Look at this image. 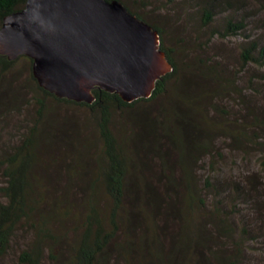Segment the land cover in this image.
Wrapping results in <instances>:
<instances>
[{
    "label": "trees",
    "instance_id": "16d2710c",
    "mask_svg": "<svg viewBox=\"0 0 264 264\" xmlns=\"http://www.w3.org/2000/svg\"><path fill=\"white\" fill-rule=\"evenodd\" d=\"M25 1L0 0V27L4 17L22 9ZM216 2H204L201 9L204 26L215 22L218 14L215 7L220 6H215ZM136 16L160 33L150 21ZM245 28V19L228 17L212 36H238ZM159 35L160 49L165 52L171 69L155 81L148 97L131 102L100 88L92 90L94 100L91 103L58 98L38 84L29 56L9 59L0 53L2 74L10 72L21 59L27 61L37 93L33 99L38 114L35 123L20 136L16 145L0 150L4 180L0 188V259L8 253L17 232L29 230L33 234L32 240L17 255V264H46V260L55 264L64 249L68 253L67 264H264V228L254 232L253 223L235 211L240 202L246 200L243 196L246 198L247 193L244 195L237 183L229 186L218 178L213 179L210 174L203 175L197 171L206 160L209 166L220 161L221 153L212 140L213 135L209 134H223L225 128L215 121L207 123L205 127L208 130L192 132L193 128H199L192 110L199 103L197 108L200 111L203 102L214 100L224 91L221 82L225 81L226 87H230L234 81L225 78L226 68L221 61L200 59L203 69L196 75L193 68L194 76L199 81H208V87L211 84L215 87L196 89L198 82L192 79L188 89V79L171 56L174 52L165 50L161 33ZM239 57L243 66H264V46L254 40L248 41ZM173 80L177 82L172 90L177 98L175 105L159 117L163 118L161 129L165 142H160L158 137L155 143L151 141L144 148L157 156V166H153L147 162L146 153L141 155L142 151L137 147L144 138H136V116L132 125L128 123L120 130L115 128L114 117L164 95ZM232 89H236V85ZM208 90L216 96L210 95ZM45 98L89 109L101 142L94 168L93 158L86 160L92 165L89 162L85 165V160L80 164L72 157L65 167L62 166L68 171L63 174L71 180L62 186L61 192L56 187H48L46 184L49 182L44 175L54 165L65 161L63 155L56 161L50 156L55 147L62 148L60 138L66 132L59 124H51ZM45 123L56 131L47 138H43L45 133L40 130ZM253 123L241 122L234 132L227 135L234 138L238 148L248 146L252 149L256 146L264 155V140L252 133L254 127L259 128ZM149 136L154 138L156 135L149 130L145 138ZM78 166L82 168L77 169ZM158 168L169 171V177L175 171L179 172L182 184L179 191L174 189V183H166L162 191L150 183L149 172ZM82 175L87 179L84 186L79 185L80 192L77 190L78 177ZM258 187H262L261 184ZM229 190L237 196L227 203ZM258 194L254 195L255 207L257 200H261L262 191ZM254 199L250 201L254 202ZM256 244L261 246L256 247ZM251 252L257 256L256 259H251Z\"/></svg>",
    "mask_w": 264,
    "mask_h": 264
},
{
    "label": "rangeland",
    "instance_id": "374dc122",
    "mask_svg": "<svg viewBox=\"0 0 264 264\" xmlns=\"http://www.w3.org/2000/svg\"><path fill=\"white\" fill-rule=\"evenodd\" d=\"M205 1L209 0H121L122 4L135 16L138 15L150 21L153 26L155 25L159 29L163 47L165 50L174 52L171 55L172 58L179 64L182 73L188 79V89L191 88L192 79L193 81L197 80L194 73L199 75L203 69L199 63L200 59L203 61L210 59L213 62L221 61L226 68L224 69L225 78L227 77L228 81H234L236 89H232L234 85L226 87L227 84L223 81L221 83L224 84V91L216 96V93L208 90L210 95L216 96L214 100L203 102L200 111L197 108L199 103L192 110V116L195 117V123L199 127L193 128L192 132L208 130L205 127L208 125L207 123L215 121L222 123L220 125L225 128L223 134L216 132L209 134L213 135L212 140L217 146V151L221 153L220 161L213 164L214 166H209L208 160H206L203 167H200L201 170L197 171L203 175L210 174L213 179L218 178L220 181L227 182L229 186H233L235 183L239 184L242 193L247 194L246 198L243 196V199L246 200L243 203L240 202L235 211H238L250 223L252 222L254 232H258L264 228L261 225L264 223V158H262L264 155H261V149L256 146L252 149L248 146L238 148L234 138L228 135L229 132H234L241 122L253 121V124H257L259 128L254 127L255 130L252 133L264 140V66L256 64L243 66L239 57L242 47L248 41L254 40L260 46H264V0H217L215 6L220 5L215 7L218 14L215 22L209 26H204L201 22V9L204 7ZM228 17L234 20L245 19L244 32L238 36L227 38L213 37L216 28H220ZM178 78L175 81H178ZM175 81L168 84L167 92L164 95L142 103L127 112L117 113L114 117L115 128L120 130L128 123L132 125L131 122H134L136 116L135 123L138 126L136 138H144L137 143V147L142 151L141 155L146 153L147 162L153 166H157V156L149 153L150 150H145V144H149L151 141L155 143V139L158 137L160 142H165L161 129L163 118L159 117L175 105L174 102L177 98L172 94V90L177 84ZM197 82L198 84L195 85L199 90L214 86L211 84L208 87V81L197 80ZM35 94L37 93H35L33 81L30 79L29 66L24 59L17 62L10 72L0 73V150L8 148L9 145H16L20 136L35 123L38 118L37 105L33 99ZM45 104L48 107V118L50 117L51 124L53 126L59 124V127L64 128L66 132L60 138L63 144L62 148L55 147L50 156L52 160L56 161V158L60 159L63 155L65 161L54 165L44 175L46 181L49 182L46 185L56 187L61 192L62 186L71 180L68 175L63 174L64 171L67 173L68 171L62 166L65 167L72 157L78 159L80 164L85 160V165L86 162L92 165L91 161L86 160L93 158L92 167L94 168L96 157L100 153L101 142L98 140L96 123L89 109L57 103L51 98H45ZM189 108L191 110L190 106ZM182 109L184 108L182 107ZM40 130L45 133L43 138H47V135L52 136L56 132L52 126H48L46 123L41 126ZM149 130L155 133L154 138L151 136L148 139L145 138L149 134ZM63 147L66 148L65 151H63ZM44 165L45 161L42 163V166ZM80 167L78 166L77 169ZM149 174H151L150 183L156 184L159 191L165 188L166 183H174V189L177 191L182 185L179 172L175 171L169 177V171L158 168L157 170L152 169ZM86 179L87 177L84 175L78 177L80 181L78 186L76 185L78 191H80V187L84 186ZM3 184L4 180L0 169V188ZM260 184L262 187L256 188ZM79 185L81 186L79 187ZM258 191H262L261 200H257V207H255L254 195L259 196V194L256 195ZM236 196L229 190L226 202L229 203ZM251 198L254 199V202L250 201ZM32 236L33 234L29 230L17 232L8 253L0 259V264H17V255L32 240ZM255 246L260 247L261 245L256 244ZM67 255V250L64 249L59 261H56L55 264H67ZM250 256L251 259L257 258L254 252H251ZM46 264H53V261L46 260Z\"/></svg>",
    "mask_w": 264,
    "mask_h": 264
},
{
    "label": "water",
    "instance_id": "95a60500",
    "mask_svg": "<svg viewBox=\"0 0 264 264\" xmlns=\"http://www.w3.org/2000/svg\"><path fill=\"white\" fill-rule=\"evenodd\" d=\"M0 53L29 56L41 87L87 103L94 88L148 97L171 69L158 31L118 0H26L2 21Z\"/></svg>",
    "mask_w": 264,
    "mask_h": 264
}]
</instances>
